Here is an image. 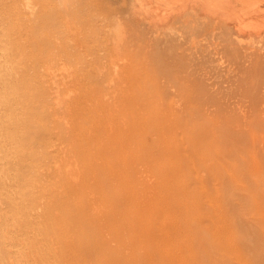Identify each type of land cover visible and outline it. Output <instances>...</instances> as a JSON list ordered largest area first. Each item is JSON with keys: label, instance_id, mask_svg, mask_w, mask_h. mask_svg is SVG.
Masks as SVG:
<instances>
[{"label": "rangeland", "instance_id": "rangeland-1", "mask_svg": "<svg viewBox=\"0 0 264 264\" xmlns=\"http://www.w3.org/2000/svg\"><path fill=\"white\" fill-rule=\"evenodd\" d=\"M214 2L0 0V92H14L0 100V208L55 242L48 262L162 264L159 241L126 247L116 216L178 168L187 192L172 202L191 208L170 217L176 249L264 264V0L247 1L258 33L204 16Z\"/></svg>", "mask_w": 264, "mask_h": 264}, {"label": "bare ground", "instance_id": "bare-ground-1", "mask_svg": "<svg viewBox=\"0 0 264 264\" xmlns=\"http://www.w3.org/2000/svg\"><path fill=\"white\" fill-rule=\"evenodd\" d=\"M208 1H211V0H208ZM247 1L249 0H227L226 3H222L220 5V0H217V1L215 0V2L213 3L214 5L212 4L210 6L207 4V7L209 8L204 10V13L203 12L202 13L204 14V16L209 18L213 16V12L217 10L221 13L220 18L222 19L223 22L227 24L235 23L238 26V30L240 32L243 33V32L251 30L252 28L258 33L263 29V26L261 25L255 26L253 25V23L256 24V21L252 20L250 22V20L246 21V19L248 18L257 19L261 17L259 15L260 14L258 11L259 9H257L256 6L254 8V7H251L250 5H247ZM235 3L239 4L240 8L238 11L232 12V10L236 8ZM26 4L28 6V3ZM30 8L32 9V7ZM7 42L8 40L6 38H1L0 39V45H2L1 48H3V45L5 47ZM3 55H4V52H3ZM6 55L7 54H5V56ZM0 80H4V79H0ZM10 93L14 95L13 94L14 92H11V91L0 92V100H3V99L5 100L8 97V94ZM177 171H179L178 168L173 171L171 170V173H172L171 176H169L168 178L164 180H161L157 184V191L160 192L161 195H156L155 193L154 198L152 199H147L148 197L142 199V196H137L133 194L128 201L129 202L128 204L132 205L133 213L131 214L125 213L121 217L116 216V220H119V222L125 225L119 230L120 231L126 230V235L127 236L129 235V237L132 239L129 242H125V244L127 245L126 247L129 250L131 249V252L134 255H138V252L136 251H138V247L140 245H141V248L144 249L147 247V245L148 246L152 245L154 241L155 242L159 241L160 242L159 246H157L158 251L155 253L151 252V254L153 256H157V254L160 252V257H161L160 260L162 264H195V261L192 259L191 253L187 252L186 255L182 254L183 250L181 246H179L178 249H176V245L173 244L175 242L170 239L172 237L171 232L168 230L169 228H172L174 230L179 229V228H175L174 226H177V225H174V223L171 222L170 220L171 215L173 213L174 214L179 213L183 209L186 212L187 210H189V207H190V205H187L186 203L184 204V201H183V205H179V204L173 205L174 203L172 202V200L175 196H179V195L182 196L187 192V189L185 187H178V186H175L174 184V179L177 180V177L179 176L177 175ZM184 176H187V175L184 174ZM201 184H203V182ZM208 200H211V199H208ZM100 201H101L100 202L101 204H107L108 202L106 198H102V200ZM210 203H211L213 215H214L213 218L212 217L210 218H212L211 220L212 227L215 230L211 233L209 231L208 232L212 235L213 238H215L220 233L222 234L225 231V228H226L224 226L225 217H223V213H221V210L219 209L220 206L218 205L219 203L217 204L216 198L215 200L213 199ZM3 210L6 211V208ZM4 211H2V208H0V262L5 261L7 259V261H9V264H57L54 259L48 262L49 257H53V258L55 257V255L51 253V247L55 244V242L53 240L49 241L48 237L46 238L44 236H41L38 240H36L39 234L35 235L32 231H28V225L31 223V221L29 222L28 221H15L14 223L7 222L9 218L11 219L12 217V219H14V217L16 216L15 215L9 216L8 214L4 213ZM160 213L162 214L161 222L158 221V217ZM103 216L105 218L107 217L105 214ZM147 218H150V219H147ZM142 219H145V220H142ZM225 235L229 241L231 239V236L228 234H225ZM118 237L119 235L115 236L116 239ZM44 239L46 240V243L43 242L42 243L43 245L41 246L37 245L38 243L40 244ZM119 239L116 242H118ZM217 239L222 240L221 235H219ZM228 241L227 242L221 241L223 243L222 248L224 246V248L225 247L227 248L226 251H231L234 249V247L231 243H229L230 241L229 242ZM142 254L146 257L147 255H151L146 252ZM153 256L152 257L149 256V258L153 259L154 258ZM34 257H38V259H34ZM9 258H13V260ZM238 261L240 264H246V262H244L243 260H238Z\"/></svg>", "mask_w": 264, "mask_h": 264}]
</instances>
